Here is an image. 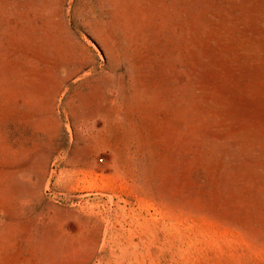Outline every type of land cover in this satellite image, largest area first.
Listing matches in <instances>:
<instances>
[{
    "label": "rangeland",
    "instance_id": "obj_1",
    "mask_svg": "<svg viewBox=\"0 0 264 264\" xmlns=\"http://www.w3.org/2000/svg\"><path fill=\"white\" fill-rule=\"evenodd\" d=\"M0 264H264V0H0Z\"/></svg>",
    "mask_w": 264,
    "mask_h": 264
}]
</instances>
